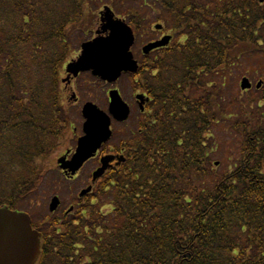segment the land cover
<instances>
[{
	"label": "trees",
	"instance_id": "16d2710c",
	"mask_svg": "<svg viewBox=\"0 0 264 264\" xmlns=\"http://www.w3.org/2000/svg\"><path fill=\"white\" fill-rule=\"evenodd\" d=\"M100 1L0 0V205L17 208L49 169L69 126L60 74L70 37ZM141 5L176 41L131 76L149 97L135 159L108 173L76 218L38 226L35 264H264V86L253 103L225 93L229 70L264 60V0ZM142 7L126 10L138 34ZM221 122L234 155L224 168Z\"/></svg>",
	"mask_w": 264,
	"mask_h": 264
},
{
	"label": "rangeland",
	"instance_id": "374dc122",
	"mask_svg": "<svg viewBox=\"0 0 264 264\" xmlns=\"http://www.w3.org/2000/svg\"><path fill=\"white\" fill-rule=\"evenodd\" d=\"M148 0H101L97 4L91 5L87 12L91 14L87 25L83 27L82 31H77L74 39L70 37V46L69 52L67 53V59H75V57L80 52V44L83 41H86L93 37L94 31L97 29L99 20L98 14L102 9L103 5L109 6L114 14L119 18H125L127 20L128 15H126V10L128 8L135 9L142 7V2H147ZM143 8V7H142ZM143 18L145 19L140 29V33L136 35L134 46L132 47V52L136 58L140 56V48L142 45L146 44L148 41L157 39L161 33L154 30L153 25L159 23L155 19V9L152 13L143 8ZM166 33H171L169 30L164 28L163 30ZM174 42L176 39H173ZM259 61L253 62L249 58L241 60L235 67L229 70L225 74V93L228 94L232 92L233 94L238 95L240 98H249L251 102H256V97H258V89L255 88V85L259 80H262V85L264 86V60L257 58ZM63 70L61 71L60 77L64 74ZM242 77H246L250 82V87L248 89H242L240 87V80ZM62 85V84H61ZM63 86V85H62ZM131 86L132 82L127 77H121L113 84H109V87L118 88L123 99L127 102L131 99ZM104 87H108L105 86ZM73 90L75 91L78 102H73L69 99V93H64L63 102L65 104V110L68 115L69 126L64 134L56 139V146L50 153L49 156V169L45 173L42 183L39 185L37 190L32 192L27 196V198L22 199L17 203V208L28 212L33 218V222L38 227L41 223H45L50 219H57L61 221L63 218L61 216L62 212H57V209L49 210L48 204L53 196H57L60 200V204L57 208H69L70 205L76 204L77 194L87 184V172L93 166L91 163L85 165L82 169V172L73 180L65 178L63 173L60 171L56 164V160L60 157V154L63 153L68 148H73L75 146L76 136L81 134V122L82 118L80 115L81 105L85 101H92L98 107L102 108V83L99 80H94V78L89 75V73H83L78 76L73 81ZM67 107V108H66ZM135 113V111H134ZM123 127V126H121ZM117 127L118 130L124 129ZM125 127V126H124ZM127 128V127H125ZM134 128V127H133ZM218 144L220 145L221 150L217 151V157L215 160H221L219 168H224L230 162H227L228 159H231L233 162L234 155L232 153V144L230 130L225 125V122L219 123L213 130ZM119 140V135L115 139L111 140L112 143ZM104 201V197H103ZM104 203V202H103ZM83 205V204H82ZM81 204L75 205L74 208H82ZM108 207V206H106ZM102 206V211L107 208ZM77 213V214H76ZM79 214L77 209L76 212L69 215L66 218H76V215Z\"/></svg>",
	"mask_w": 264,
	"mask_h": 264
},
{
	"label": "water",
	"instance_id": "95a60500",
	"mask_svg": "<svg viewBox=\"0 0 264 264\" xmlns=\"http://www.w3.org/2000/svg\"><path fill=\"white\" fill-rule=\"evenodd\" d=\"M100 22V27L96 30L97 35L81 43L79 56L66 65V72L77 76L80 71H91L92 75L98 76L104 81L114 82L122 72H135L138 68L137 61L130 51L134 42V33L123 19L114 17L108 6H104L100 12ZM109 23L119 25L118 56L114 60L104 63L82 59L85 52L107 48L108 43L114 38L112 28L107 26ZM155 27L159 29L161 25L157 24ZM169 39L170 36H164L159 40L149 42L142 47V51L148 54L152 49L166 45ZM260 85L261 81L259 80L256 87L258 88ZM240 87L242 89L250 87L247 78L241 79ZM109 96V113L119 121L125 120L129 114L128 106L122 101L117 90H111ZM136 97L140 100L141 106L142 96L137 95ZM82 115L85 119L82 126L84 134L78 138L74 154L69 160H66L65 156L57 160L59 167L70 175H73L84 161L93 155L97 147L111 135L109 116L94 103L86 102L82 107ZM109 158H105L102 161V166L93 172V181L107 168ZM89 190L90 187L83 189L80 195ZM58 204V197L53 196L49 204L50 210L56 209ZM39 252L40 233L32 228L30 216L24 211L11 210L6 205L0 206V264H34Z\"/></svg>",
	"mask_w": 264,
	"mask_h": 264
},
{
	"label": "flooded vegetation",
	"instance_id": "af4514ba",
	"mask_svg": "<svg viewBox=\"0 0 264 264\" xmlns=\"http://www.w3.org/2000/svg\"><path fill=\"white\" fill-rule=\"evenodd\" d=\"M103 25H104V21H103ZM157 32L161 33L158 38L162 37L163 35L168 34V33L164 32L163 29L162 30H159ZM103 35H104V32H103ZM67 61H65V63L63 64V73L62 74H64V75L60 77V82L63 85L64 93H69V91H70V95H71L72 92H75L73 90V81L78 76H80L82 73H79L77 77H73L71 75H68L65 72V70H64ZM101 83H102V92H101L102 93V102H101L102 108L101 109H102L103 113L108 114V104H109L108 92H109V90L112 87L110 88L109 87V84L106 81H104V80H101ZM104 85L105 86H108V87H104ZM118 91H119V89H118ZM119 93H120V91H119ZM130 93H131V97H130L131 99L129 100V102H127L125 100L124 101L129 106L131 115L125 121L115 120L114 118L111 117L110 128H111L112 134H111L110 139L108 141L102 142L101 145H100V147L94 153V155L92 157H89L84 162L83 166L77 171V173L72 178H68L69 180L75 179L77 176H79L81 174L82 169L85 167V165L88 164V163H91L93 166L87 172V184L85 185V187H86L90 183L91 176H92V172L97 167H99L101 165L102 159H104V157H111L110 166L105 171L104 175H102V177L98 178L94 182V185H93V188H92L91 192L95 188H97V186L102 181H104V176L107 175V173H109V171H114V170H117V169H123L125 167V164L127 162H132L133 159H135L133 157V152L136 150V148L133 147L134 144L132 142V137L136 133L135 132V127H134L135 126L134 125L135 120L137 121V120H139L138 118H140V115L138 116L137 113L138 112L139 113L141 112L139 110L138 101L136 100L135 95L136 94H140V92L137 91V90H135V89H133V85H132L131 86ZM70 95H69V98H70ZM120 95H121V93H120ZM121 97H122V95H121ZM78 100H79V98H77L74 101L73 100H71V101L78 102ZM145 105H146V103L143 106L144 107L143 113H145V111H146L145 110ZM134 111H135V113H134ZM80 115H81V118H82V122H81V134L78 135V136H76L75 146L72 149L71 148L66 149L65 151H63L62 154H60V155H64L65 154L67 158H70L72 156V154L74 153L76 144H77V140L83 134L82 126H83V122H84V117L82 116L81 109H80ZM137 124H138V121H137ZM121 126H123V127H121ZM124 126L127 127V128H125ZM117 127H121V128H124V129H122V131H121V130H118ZM118 135H119V140L115 141L116 143H112L111 140L115 139L116 136H118ZM122 157H123V159H122ZM118 158H119L120 161H119L118 164H116ZM91 192L90 193H86V194H84L81 197L78 196V194H77V199H76V204L75 205H78V204H81L82 205L85 202V200H87V196L89 194H91ZM75 205H73V206L70 205V207H72V208H57V212H62V214H61L62 218H66L69 215H71L74 212H76L77 209H78V211H81L83 209V208H74Z\"/></svg>",
	"mask_w": 264,
	"mask_h": 264
},
{
	"label": "snow or ice",
	"instance_id": "6c2138e0",
	"mask_svg": "<svg viewBox=\"0 0 264 264\" xmlns=\"http://www.w3.org/2000/svg\"><path fill=\"white\" fill-rule=\"evenodd\" d=\"M108 27L112 28L113 30V39L108 43L106 49H101L98 51H92V52H85L82 59L87 61H98L101 63L109 62L114 60L118 56V50H119V40H118V34H119V25L115 23H109L107 24Z\"/></svg>",
	"mask_w": 264,
	"mask_h": 264
}]
</instances>
